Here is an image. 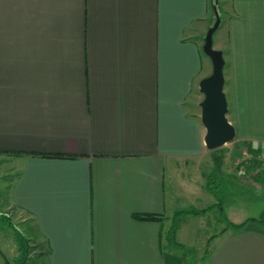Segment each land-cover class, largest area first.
<instances>
[{"label":"crops","instance_id":"0c3cea01","mask_svg":"<svg viewBox=\"0 0 264 264\" xmlns=\"http://www.w3.org/2000/svg\"><path fill=\"white\" fill-rule=\"evenodd\" d=\"M217 8L225 144L262 150L264 0H0L3 210L25 213L46 264H184L171 218L208 206L175 232L192 250L208 225L197 264H264V224L224 228L225 197L207 187L225 145L205 146L199 106Z\"/></svg>","mask_w":264,"mask_h":264},{"label":"rangeland","instance_id":"374dc122","mask_svg":"<svg viewBox=\"0 0 264 264\" xmlns=\"http://www.w3.org/2000/svg\"><path fill=\"white\" fill-rule=\"evenodd\" d=\"M216 14L220 20L219 8H217ZM214 20L215 18L213 19L211 25L213 24ZM217 32L218 31L214 32L212 35L213 48L217 47L215 46ZM204 54L205 53L202 51L203 58H205V60L206 58L209 60V57ZM249 150L250 149L245 148L242 145H235L234 143H227L223 147L215 149L213 152H216V155H213V158L223 156V164L221 165V169L215 168L214 172L208 176V184L212 187V192L219 196L225 197L226 211H224V213L226 212L225 214L227 216L236 219V221H241L247 217L258 218L260 216L259 214L264 209V189L258 191L254 189L250 180L251 177L245 172V166L242 167L243 178L237 176L236 173L235 167L238 164L236 163L238 160L247 159L249 156L255 155L259 159L264 158V149H260V151L254 152V154L250 153ZM11 175V170L4 169L3 166H0V261L3 263L7 261L8 264H12L13 259L19 253L17 249L15 230H18L26 237L29 235V231L25 224L26 215L24 212L13 206L3 210L5 204V188L4 186L2 187V182L4 183L8 179L3 181L1 178H8ZM169 185L170 183L167 182L166 186H168V188ZM262 186L264 188V182L262 183ZM169 193L170 197L174 198V195H172V189H170ZM183 200L178 199V201H180L177 202L179 206L187 205L183 202ZM3 215H5L6 218H4ZM185 220H187V218H185ZM250 222L259 223L258 221ZM222 223L224 222H221V224ZM200 226L201 230L196 238V242L193 245L196 248H192V250L187 251V259L191 264L198 263L204 248L205 240L202 237L203 233L206 231V229H208V225L202 223ZM218 227L219 226H216V228ZM184 234H186L185 231L183 232V236ZM27 238L29 240L30 247L28 258L24 264H46L47 259L45 247L42 242H38L34 238Z\"/></svg>","mask_w":264,"mask_h":264},{"label":"water","instance_id":"95a60500","mask_svg":"<svg viewBox=\"0 0 264 264\" xmlns=\"http://www.w3.org/2000/svg\"><path fill=\"white\" fill-rule=\"evenodd\" d=\"M218 24L219 17L216 14L213 24L205 32L202 43V50L211 61V72L199 80V90L203 94L199 102L200 120L205 128L203 141L208 149L217 148L235 137L234 126L226 117L227 100L223 91V54L220 49L212 46V34Z\"/></svg>","mask_w":264,"mask_h":264},{"label":"trees","instance_id":"16d2710c","mask_svg":"<svg viewBox=\"0 0 264 264\" xmlns=\"http://www.w3.org/2000/svg\"><path fill=\"white\" fill-rule=\"evenodd\" d=\"M260 149L261 148H258V147H256V148L250 147L249 151L252 154H254V152L260 151ZM42 155L59 156L61 154L42 153ZM237 166L239 168L245 166L244 167L245 172L247 175H249L251 177L252 180H254L256 182H263L264 181V163H263V160L257 158L256 155L250 156L247 159L241 160L237 164ZM207 187H208V189L212 190V187L208 184V180H207ZM216 206L218 208V214H217L216 220H218L220 222H224L225 223L224 228H230L232 230H240L250 221H258L260 224H264V209L262 210V212L260 213V216L258 218L249 217V218H246L245 220H243L239 223H234V222H231L230 220H228L226 218L220 202L216 203ZM211 207H214V206H208V207L200 209V210H198V209H196V210L195 209L180 210V211L176 212L171 218L169 228L166 232V240H167V243L169 245H171L172 247H177L181 250L182 257L184 260V264H191L189 262V260L187 259V257H188L187 251H189V249L187 247H185L182 243L176 241V239H175V232H176V228L178 226V223H179L182 215L185 213H200V212L206 211L207 209H209ZM3 217L6 218L5 215H3ZM143 217H151V216H143ZM15 234H16V240H17V249H18L19 253L13 259L12 264H24L28 258V254H29V247H30L29 246V240L24 234H21L18 230H15ZM3 264H8V262L6 261Z\"/></svg>","mask_w":264,"mask_h":264},{"label":"built area","instance_id":"2783aa9c","mask_svg":"<svg viewBox=\"0 0 264 264\" xmlns=\"http://www.w3.org/2000/svg\"><path fill=\"white\" fill-rule=\"evenodd\" d=\"M262 160H263V163H264V158H262Z\"/></svg>","mask_w":264,"mask_h":264}]
</instances>
